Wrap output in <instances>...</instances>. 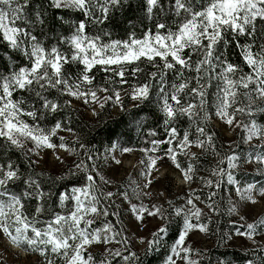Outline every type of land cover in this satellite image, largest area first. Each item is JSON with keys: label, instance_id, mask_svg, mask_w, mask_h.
Here are the masks:
<instances>
[{"label": "snow or ice", "instance_id": "snow-or-ice-1", "mask_svg": "<svg viewBox=\"0 0 264 264\" xmlns=\"http://www.w3.org/2000/svg\"><path fill=\"white\" fill-rule=\"evenodd\" d=\"M198 2L144 0L146 18L152 21L155 31L149 28L138 37L133 30L129 32L128 39L116 40L106 30H102L103 36L89 35L87 26L89 22L104 24L110 14L128 4V0H47L46 4L39 6L32 5V0H0V38L11 51L19 52L28 61L18 68L13 62L6 74H0V139L10 149L23 150L25 156L41 148L71 150L63 143V137L60 138V145L52 143V137L58 130L70 129H64L61 122H56L50 129L39 124L48 114H55L71 104V101L61 104L58 100L49 99L48 93L55 91L76 99L83 98L84 103L97 102L98 90L109 91L106 87H90L95 79L90 73L100 66V70L108 74V82L115 81L121 85L127 83L126 75L129 72L134 78L143 73L145 81L134 85L129 93L131 99L138 103L149 100L153 87L158 89L157 104L164 117L166 138L150 141L151 148L142 151L156 153L161 151V145L167 144L168 147L163 149V156L148 157L146 170L142 174L146 180L143 185L145 189L153 183L149 177L157 160H171L182 173L184 181L191 182L197 171V165L191 161H198L199 157L187 149L195 146L205 153L220 156L215 147V134L207 128L213 115L228 126L235 122V126L246 134L243 137L245 141H264V125H259L255 119L258 114L264 115V45L259 51L252 50L257 25L264 24V0H208L199 9L196 7ZM49 9L80 12L84 16V19L71 22L70 37H60V43L68 45L70 54L62 52L58 45L46 48L44 42L34 34L37 27L43 29L45 26ZM166 18L171 19L175 27L170 26ZM58 19L64 22L63 16ZM261 35L264 36V33ZM243 36L249 37L252 42L241 44L239 38ZM104 37H108L107 41ZM232 43L240 49L242 59L250 69L248 73L227 59L225 50ZM194 56L196 59H193ZM73 64L81 66L76 77L65 72V66ZM141 64L154 70L145 72ZM170 72L175 77L171 84L166 80ZM117 77L119 79L115 80ZM213 82L215 98L210 101L209 89ZM16 92L29 93L32 102L23 98L13 99ZM113 92L115 101L119 103L120 92L115 89ZM104 99L112 97L105 96ZM25 104L27 108L23 107ZM100 106L103 107V104ZM238 114L248 119L236 121ZM23 116L30 117L33 123L23 120ZM185 117L190 127L181 136L175 123ZM193 126L195 139H190ZM149 134L155 136L156 132ZM29 141L33 147L25 148ZM255 147L260 150V154L255 155L254 162L261 166L258 171L264 175V143H258ZM180 155L188 159L186 166H182L177 159ZM92 159L91 153H88L86 160L77 163L66 174L75 176L77 171L83 172L87 181L83 186L73 187L70 193H59L61 209L65 208L69 200L73 202L72 207L53 213L43 222L41 216L47 210L46 202L51 200L54 193L45 191L33 176H22L19 166H14L11 161L7 165L0 164V233L22 251L38 253L44 258L45 264H56L57 260L62 264H111L109 256L120 257L126 264H138L139 258L135 253L123 255L120 250H108V256L98 262L90 253L85 255L88 246L111 243L118 235L110 222H105L102 228L92 227L95 223L93 217L110 215L104 201L113 196V193L105 194L98 188L93 175L95 167L87 163V160ZM34 163L36 161L29 160V167ZM225 163L226 167H222ZM239 166L240 157L235 152L220 157L217 166L211 170L215 180H204V186L220 189L226 183L235 187L241 201L254 204L256 200L252 192L255 190L264 197V187L256 189L255 185L250 184L242 188L234 172ZM20 180L25 185L23 193L11 192L9 185ZM215 195L216 191H210L207 203L213 212L217 211ZM25 200L36 201L31 216L24 211ZM187 205L191 208L178 207L174 210L176 216L183 217V227L165 264H177V260L185 264H197L189 258L192 250L186 246V237L194 229L206 232L207 225L200 222L201 210L193 199H188ZM131 211L137 219H143L145 212L149 216L159 215L165 219L163 210L155 206L150 209L144 205H132ZM228 211L238 214L236 204L230 206ZM193 217L195 223L192 222ZM244 219L241 217V220ZM261 225H264V219L258 223H248L243 231L237 228L236 235L252 239L254 234H259L257 229ZM166 231V227L159 228L154 239L148 241V250L158 246ZM117 242L126 244L123 240Z\"/></svg>", "mask_w": 264, "mask_h": 264}, {"label": "trees", "instance_id": "trees-1", "mask_svg": "<svg viewBox=\"0 0 264 264\" xmlns=\"http://www.w3.org/2000/svg\"><path fill=\"white\" fill-rule=\"evenodd\" d=\"M166 2V0H165ZM47 0H32V5L39 6L40 4H46ZM208 0H199L196 7L206 5ZM144 0H128V4L124 5L120 10L114 11L110 14L109 19L101 25L88 23L87 33L89 35L100 34L103 36V31L106 30L111 33V38L116 40L128 39L130 31H135L136 35L141 36L147 29L153 28L152 21L146 18ZM59 16L64 17V22L58 19ZM46 23L43 29L37 27L34 30V34L38 36L40 40L44 42L46 48H51L53 45H58L60 50L64 53L70 54V49L67 44L60 43V37H70L71 35V22L84 19V16L80 12H61L55 9H49L46 15ZM168 19V18H166ZM170 26L175 27L171 19H168ZM264 24L258 23L257 35L255 37V44L253 52L259 51L260 47L264 45ZM108 37H104L107 41ZM241 44L251 43L249 37H240ZM227 59L235 64L239 65L243 69L244 73H248L250 69L242 59L240 49L236 47L235 43L229 45L225 50ZM193 59H196L194 56ZM18 68L28 63L25 57L19 52L11 51L6 42L0 38V74H6L9 66L12 63ZM131 67V66H130ZM145 72L153 71L146 64H141ZM81 70L79 65H66L65 72H70L72 77H76ZM90 75H94L95 79L93 85L99 89L100 87H106L108 92L97 91V96L100 97L99 103H83L77 102V99L71 96L60 95L55 91L48 93L49 99L58 100L59 103L64 104L66 101H71V104L64 107L61 111L55 114H48L45 119L40 120L39 124L45 129H50L56 122H61L64 129L58 130L61 132V136L55 135L52 137V143L56 145L61 144V137H63V143L68 149L67 153L68 161L64 165L63 169L57 171H49L46 168L38 166L36 163L29 167L28 161L34 160L32 155L25 156L24 151L16 148H8L3 139H0V164L7 165L9 161L14 166H19L21 175L27 177L29 175L37 179L45 191H51L54 193L50 201L46 202V211L42 214L41 220L49 219L53 213L67 211L73 205L72 201H67L64 209L59 206V193L71 192V189L76 186H83L87 183L85 180V174L77 171L75 176L66 175L70 169H74L75 165L82 160H86L87 154L91 153L93 159L87 160L89 165H94L95 171L93 175L96 180V184L100 191L106 194V191L100 186L99 173L105 163V157L114 148L116 149H131L140 155L142 161L147 163L148 157L152 155L163 156V149L168 147L167 144L161 145V151L144 152L142 149H150L152 140H163L166 138V132L163 124V115L157 104V91L156 87H153L150 98L147 101L138 103L131 99L129 93L134 85L141 84L145 81L146 77L143 73L138 74L136 78L132 77L130 72L126 75L127 83L119 84L115 81L108 82L106 80L105 72L100 70V66H96ZM119 78H115L118 80ZM175 79L173 73H169L166 80L169 84ZM120 92V102L115 101L114 92ZM215 82H213L212 88L209 89V99L214 100L215 96ZM105 96H111L112 99L105 100ZM25 99L29 103L32 102V97L26 92L14 93L13 99ZM83 99V98H82ZM91 101V98H89ZM103 104V107L100 105ZM27 104L23 107L27 108ZM119 107V108H117ZM117 108V109H116ZM88 111L92 112L90 114ZM231 111V110H230ZM23 120L32 124L33 121L30 117L23 116ZM214 115L208 121V131L214 133L215 147L219 150L220 156H214L211 152H203L200 148L192 146L187 151L195 153L199 160H192L191 162L197 165V171L195 178L190 182L193 185L191 194L196 199L200 206L201 216L200 222L207 225V231L204 232L209 245L205 248L198 250L197 264H264V250L261 248H240L231 244V239L236 235V229L244 230V225H240L235 218V214L229 213L228 209L232 206L231 198L237 192L235 187L227 185L226 183L221 186L220 189H209L204 186L203 181L207 179L215 180V177L211 176V170L217 166L218 159L225 157L228 154L235 152L240 157V166L235 169V177L239 181L241 187L247 185H255L256 189L264 186V175L258 171L247 170V164L249 160L254 161L255 155L260 154V150L257 149L252 142H247L243 139L246 135L241 128H237L233 132L231 140H227L224 133L213 124V120L216 119ZM237 120H247L248 117L236 116ZM255 119L259 125H264V115L258 114ZM175 127L179 130L181 136L186 129H189V121L187 118H180L175 123ZM155 131L156 135L152 136L149 133ZM192 135L190 139H195V127L191 128ZM264 143V142H263ZM177 159L181 162L182 166H186L188 159L180 155ZM161 160H168L167 158ZM158 161V160H157ZM226 167L225 165H221ZM63 177L62 179H57ZM9 190L17 194L23 193L25 185L23 180L16 181L9 185ZM210 191H216L214 197V204L217 208L216 212H213L209 207L208 195ZM108 205V211L110 215L107 217L103 215L93 217L95 223L93 228H102L105 222H110L114 226V231L118 233L115 236L113 242L116 247L112 250H120L123 255H129L135 253L139 258L138 264H162L170 253L172 246L178 239L179 233L183 227V217L176 216L175 214H168L163 219V226L166 227V233L162 234L161 240L158 246H154L153 250H148V244L142 250L136 248L130 238L120 226V207L111 198L104 201ZM24 211L29 216L34 214L36 201L25 200ZM51 205L48 207V205ZM115 213V215L111 214ZM195 223V218H193ZM40 226V225H38ZM154 237L152 238V240ZM126 241L124 243H118L117 241ZM113 242L96 243L101 247H107ZM39 256L38 253H31ZM91 254L98 262L104 259L107 254L100 251L87 250L85 255ZM39 258L45 264L44 258ZM111 260V264H126V262L120 257H108ZM56 264H62L57 260Z\"/></svg>", "mask_w": 264, "mask_h": 264}, {"label": "rangeland", "instance_id": "rangeland-1", "mask_svg": "<svg viewBox=\"0 0 264 264\" xmlns=\"http://www.w3.org/2000/svg\"><path fill=\"white\" fill-rule=\"evenodd\" d=\"M100 99L99 97V100L95 103L98 104ZM77 102L83 104L84 100L80 98L77 99ZM88 113L91 117L92 112L88 111ZM236 121L239 120L236 119ZM213 124L224 133L227 140L232 139L233 132L238 128L235 126V122L232 126H228L218 117L213 120ZM56 135L61 136L62 134L57 131ZM251 142L256 145L264 141L254 139ZM31 147L33 145L30 141L25 144V148ZM31 155L38 166L49 171L63 169L68 161L64 148L59 147L55 149L41 148ZM116 161H119V163ZM145 164L139 154L132 151L123 152L122 149L114 148L105 157V163L99 173L100 186L106 193H113L111 198L120 207L121 229L130 236L134 246L139 250H142L148 244V241L152 240L159 228L163 226V219L159 215L149 216L146 212L143 214V219H137L131 211L132 205L137 207L144 205L150 209L153 206L159 207L163 210L164 217L168 214H175V208H191L187 205L188 199H193L196 207L200 208L195 197L191 194L194 189L193 185L184 181L180 170L169 159L157 161L152 169L151 177H149L153 180V183L145 189L143 185L146 180L142 175L146 170ZM256 168H258V165L254 161L247 164V170L249 171H256ZM137 193L139 194L137 195ZM125 194L127 195L125 196ZM251 195L256 200L254 204L241 201L237 192L231 198L232 205L236 204L238 209L235 218L240 225L245 227L248 223H258L259 220L264 219V197L259 196L255 190ZM241 217H245V219L241 220ZM257 233L259 234H254L252 239L235 235L231 239V244L240 248H261L264 250V225L258 227ZM208 245L209 242L205 233L197 229L190 231L186 237V246L192 250L189 258L193 261L197 262L198 250ZM115 247L114 242L107 247L93 244L88 246L87 250L107 254L108 250ZM165 260L162 264H165ZM0 264L44 263L39 256L24 252L12 245L3 233H0ZM177 264H185V262L177 260Z\"/></svg>", "mask_w": 264, "mask_h": 264}]
</instances>
